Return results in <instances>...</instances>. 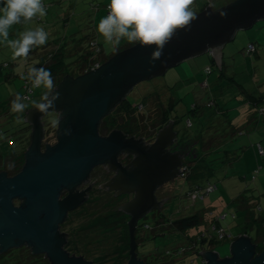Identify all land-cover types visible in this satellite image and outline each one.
<instances>
[{
  "label": "rangeland",
  "instance_id": "obj_1",
  "mask_svg": "<svg viewBox=\"0 0 264 264\" xmlns=\"http://www.w3.org/2000/svg\"><path fill=\"white\" fill-rule=\"evenodd\" d=\"M224 1L228 0H194L192 8L198 13L207 3L217 7L224 4ZM232 1L234 0H229ZM109 3L110 0H43L46 15L42 18L36 17L27 24L13 25L9 30V39H18L19 34L25 30L43 27L49 34L47 43L67 44V51L70 52L67 61L70 63L69 68L74 69L78 59L89 48V39L94 37L92 45L96 49H103L98 55L99 60L103 62L109 55L134 44L123 40L114 49L97 33L100 19L108 15ZM0 7H3V4H0ZM263 23L264 20H260L250 29L239 30L235 38L227 44L235 53L239 51L231 61L232 70H238L234 74L236 81H233V77L225 75L213 86L218 73L215 67L213 72L206 70V65L211 64L208 60L209 54L206 53L183 61L163 75L140 82L127 95L132 103L145 105L140 107L150 116V120L157 116L158 104L166 103L170 115L177 119L175 130L179 140H190V146L199 144L198 147L204 142V157L207 160L215 159L216 162L211 181L217 183L218 188L205 198L198 196L193 199L187 196L190 186L195 189V184L187 183L182 174L174 181H169L168 200L160 210L142 218L138 224L139 229L135 232L139 236L136 242L140 245L139 253L142 257L147 253L153 261V257H160L165 261L163 264H200V256L196 253L188 251L175 254L173 251L187 246V236L207 230L216 238L213 250L222 258L228 257L234 236L218 240V230L211 227V221L219 217L225 218L223 216L228 214L222 219L224 227L219 228L225 230L226 227L235 235L246 222L247 209H252L255 215L249 214L247 220L256 216L258 222L260 220L264 224V154L256 152L259 146L264 149V115H259L261 112L258 111L253 119L255 107L237 93L240 92L237 82H246L256 95L264 92V47L261 45L258 56L256 52H249L247 47L257 34L260 44L264 43V34H260L264 31V28H260ZM43 48L44 45L33 47L27 58L13 59L11 48L6 43H0V155L4 152L20 151L27 141L26 127L29 123H26L25 111L13 113L11 103L17 94L23 97L29 92V89L25 88V77L29 68L38 62L40 56L37 52L41 53ZM44 91L43 88L34 89L30 94L31 99L39 102ZM210 94L215 97L217 105H207ZM25 103V110L34 107L30 101ZM262 105L264 106V102ZM198 107L204 109V115L200 118L192 111H196ZM220 108L226 110L220 113ZM45 121L49 122V118H45ZM176 147L184 157L182 167L194 166L197 159L195 160V156H188L186 146L184 148L182 144ZM229 158H232L231 162L228 161ZM16 161L21 164L24 161V153L18 155ZM93 177L98 178L97 171L93 173ZM202 183L205 184L203 181ZM119 204L116 203L113 193L98 190L85 209L71 212L68 223L62 225L63 232L70 235L66 246L68 251L81 253L94 264H122L124 256L128 257L125 246L130 238L127 224L121 220L122 211ZM197 211L203 213L204 221L201 225L189 229L187 236L168 225H162L163 217L171 221ZM158 221L159 224L156 225ZM256 228L257 226H254L249 232L255 235ZM163 231L165 234H161ZM168 251L171 253L166 256ZM2 255L0 254V264H9L2 259ZM40 255L46 258L45 255ZM46 261L50 264L47 258Z\"/></svg>",
  "mask_w": 264,
  "mask_h": 264
},
{
  "label": "water",
  "instance_id": "obj_2",
  "mask_svg": "<svg viewBox=\"0 0 264 264\" xmlns=\"http://www.w3.org/2000/svg\"><path fill=\"white\" fill-rule=\"evenodd\" d=\"M260 20H264V0H234L218 9L208 5L196 14L190 29L177 31L160 60H150L154 47L137 43L98 68L77 77L65 76L53 90L60 94L55 110L48 112L60 113L57 141L44 151L42 118L48 113L28 109L25 120L31 133L24 165L13 176L0 172V254L27 246L34 255H45L50 264H94L65 248L67 235L62 225L84 199L82 194L73 193V188L87 180L96 166L110 163L113 171H119L109 182L111 189L136 193L121 207L130 216V257L125 264H147L136 251L135 232L142 218L160 208L157 188L182 174L181 157L166 151L178 141L175 122L171 120L159 131L151 146L141 139L127 138L120 130L103 136L100 122L137 84L163 75L185 60L213 51L222 69L221 49L239 30L250 29ZM124 151L136 155L132 170L119 162ZM64 189L70 193L62 197ZM16 199L22 203L17 205ZM230 249V256L224 258L213 249L202 251L200 256L204 264H264V249L258 252L257 243L248 234L234 239Z\"/></svg>",
  "mask_w": 264,
  "mask_h": 264
},
{
  "label": "trees",
  "instance_id": "obj_3",
  "mask_svg": "<svg viewBox=\"0 0 264 264\" xmlns=\"http://www.w3.org/2000/svg\"><path fill=\"white\" fill-rule=\"evenodd\" d=\"M208 3L205 5V8L207 7ZM203 8V10L205 9ZM94 37H91V43L87 51L78 59V62L76 63V66L74 69H70L67 61V57L69 56L70 52L68 50L67 44L65 42L62 43H46L44 45V48L41 53H38L39 60L36 64H34L32 67L35 68H45L51 72L53 81H54V89L56 86L63 80V78L67 75H71L74 77L80 76L84 74L85 72L90 71L95 63H104L108 61L112 56H114L116 53L122 51L119 50L114 54H111L108 56L106 60L101 62L98 58L99 53L103 52V49H96L92 44ZM137 43H134L130 45L129 47L135 45ZM255 45V43H252ZM94 50H92V47ZM256 46V45H255ZM40 47V46H39ZM79 48V46L77 47ZM126 49V48H125ZM124 50V49H123ZM212 64H214V61L209 65L210 72H213ZM223 71L220 72V77L223 76ZM219 75V74H218ZM218 77V76H217ZM41 100V98H40ZM150 100V99H149ZM148 100V101H149ZM262 100V99H261ZM140 105L145 106L142 104H134L132 103L128 98H124L120 103L116 105L115 108H113L110 112V114L104 118L100 125V131L101 132H112L114 129H120L123 132L127 133L131 137H140L142 139H154L153 137L158 134L159 131L164 129L167 125V123L172 119L170 116L169 110L167 109L166 103H159L157 106V116L154 118V120H150L148 118L149 115H147L145 110H142V107L140 108ZM208 106L217 105V101L213 94H210L209 100L207 102ZM26 111V110H25ZM194 115H199L204 112V109L201 110L199 107L195 111V109L192 110ZM26 113H24V116ZM204 115V114H203ZM150 117V116H149ZM142 118V119H141ZM113 129V130H111ZM30 132V131H29ZM146 136V137H145ZM29 137V139H28ZM149 137V138H148ZM27 140H30L29 133L27 134ZM47 140V139H46ZM27 143H29L27 141ZM209 143V142H208ZM26 144V143H25ZM204 142H201L200 147H198L199 144H193L191 148V154L195 156L196 162H194V166H188L184 165V171H183V178H185L186 182L190 184H195V189H192L190 186L188 190L187 196H189L190 191H197L199 194H202L207 185L212 184L215 186V190H217L218 186L217 183L212 182L213 174L215 173V159L214 160H207V158L204 157V154L202 152V147L204 146ZM261 145V144H260ZM189 147V148H190ZM260 148L263 149V147L259 146L258 154L263 155L260 153ZM196 151L197 153L195 154ZM264 151V149H263ZM200 155V156H199ZM199 156V159H198ZM228 156L233 157L232 154H228ZM223 159V158H222ZM232 158H229L231 162ZM17 169V168H16ZM201 181V182H200ZM203 182H205V186L203 185ZM185 182V183H186ZM232 184V183H231ZM204 187V188H202ZM214 190V191H215ZM207 195H205L203 198H205ZM239 197V196H238ZM237 197V198H238ZM252 212V213H251ZM214 213V212H213ZM249 214H254L252 209H247L246 214V222H244L243 227L240 231H238L235 235H232L226 227L224 228L227 232L223 238L219 237L218 234V240H223L226 238H233L236 239L239 236L243 234H248L252 237V240L257 243V251L260 252L264 249V224L262 222H258V218L256 216L250 217L247 220V217ZM220 215V214H219ZM228 214H226L227 217ZM255 215V214H254ZM163 217V216H162ZM225 217V218H226ZM235 218V215L232 216ZM162 225H168V227L173 228L175 231L184 233L185 236L186 232L189 229H192L194 227H197L202 224L204 221V215L202 212L197 211L194 212L188 216H183L174 220L165 219ZM223 218V219H225ZM211 227L214 228L215 224L217 223V227H221L222 225V218L219 217L218 219H215L211 221ZM127 224V223H125ZM159 224V221L156 223V225ZM163 225V227H164ZM128 226V224H127ZM254 226H257L256 234L252 235L249 230L252 229ZM162 227V228H163ZM166 227V226H165ZM224 227V226H223ZM215 229V228H214ZM161 234H165L164 231ZM139 238V236L136 234V240ZM188 238V244L187 246H183L178 248L177 250L173 251L175 254L180 253H186L188 251L192 253H196L200 256V253L206 249H213V245L215 243V239L210 235V230H207L206 232L199 233L194 236H187ZM233 239V240H234ZM262 242V244H260ZM127 249L129 247V243L125 246ZM171 252H166V256L170 254ZM139 257L144 259L147 264H163L165 261H162L160 257H153L155 261L152 260V257L149 258V256L146 254L145 257H142L140 254H138ZM124 256V255H122ZM7 257V258H5ZM2 259H5L6 262H9V264H48L46 261V258L44 259L41 255H34L31 252V249L27 246H22L19 248H13L12 250L3 253ZM1 259V260H2ZM128 257L124 256L122 264H125L127 262ZM203 258L200 256V264H202Z\"/></svg>",
  "mask_w": 264,
  "mask_h": 264
},
{
  "label": "clouds",
  "instance_id": "obj_4",
  "mask_svg": "<svg viewBox=\"0 0 264 264\" xmlns=\"http://www.w3.org/2000/svg\"><path fill=\"white\" fill-rule=\"evenodd\" d=\"M194 0H110L108 15L100 19L96 31L107 45L114 49L121 41L154 47L150 60H160L164 47L179 30L190 29L196 19L192 8ZM0 43L12 50L13 59L27 58L33 47L45 45L48 33L43 27L25 30L18 39H9V30L16 24H27L36 17H44L46 8L43 0H0ZM31 88H43L41 100L17 94L11 103L13 113H23L30 101L42 114L55 110L60 98L54 90L51 72L43 67H31L25 77ZM70 134V130L66 132Z\"/></svg>",
  "mask_w": 264,
  "mask_h": 264
},
{
  "label": "flooded vegetation",
  "instance_id": "obj_5",
  "mask_svg": "<svg viewBox=\"0 0 264 264\" xmlns=\"http://www.w3.org/2000/svg\"><path fill=\"white\" fill-rule=\"evenodd\" d=\"M33 108H36V107L34 106ZM108 115H106L104 118H106ZM47 117L49 118V122H46L45 121V118H47ZM59 117H60V113L50 112V113H48L47 115H45L42 118V121L45 124V137H44V140H43V151L45 150V148H46L47 145H54L56 143V141H57V130H58L59 122H60V118ZM102 120H101V122H102ZM171 120H173L175 122L174 131H176L175 129H176V124H177V119L175 117H172V119H170V121ZM170 121L167 123L166 127L169 126ZM101 122H100V125H101ZM100 125H99V130H100ZM28 126L26 127V129H27V132L26 133L27 134L29 133V136H30L31 127L30 126L28 127ZM111 130H113V129H111ZM114 130H120V129H114ZM120 131L124 135H126L127 138L141 139L146 146H151L155 142L156 136H157V135H155L153 137L154 139H152V140H150V139H142L140 137H135V136L134 137H131L127 133L123 132L122 130H120ZM100 133L103 136H106V135L110 134L111 132H108L107 133V132H104V131L103 132L100 131ZM176 137H177L178 141L177 142H173L170 145H168L166 147V151L169 152V153H171V154H178L181 157L182 164H183L184 163L183 162L184 161L183 154L181 153V151L176 146L177 145L184 144V148L186 146L187 150L189 151L188 156L189 155H192L191 152H190L191 149L189 148L190 147V140H188V141H186V140H184V141L179 140V138H178V132L176 134ZM25 138L27 139V135H26ZM28 139H29V137H28ZM27 141L29 143H27ZM27 141L25 142L26 144L23 145V147H22V149L20 151H16V152L14 151V152H8V153L7 152L1 153V155H0V172L1 171H7L10 176H13V175H15L16 173H18L21 170V168L23 167L24 162H25V151H26V149L28 148V146L30 144V140H27ZM22 153H24V161L20 164L16 160H17L18 155H20ZM135 158H136V155L135 154H128L125 151L124 152H121L119 154V157H118L119 162L124 167H128V170H132L134 168V166L132 165V162L134 161ZM189 160H192V159H189ZM180 169H182V168H180ZM95 171L98 172V178H94L93 177V173ZM118 172H119L118 170L113 171L111 169L110 163H105V164L96 166L93 169L91 175L89 176V178L87 180L83 181L80 185H78V186H76V187L73 188L72 192L73 193H80V194H82L83 197H84V199H83V202L75 210H73L71 212H76V211H79V210H83L86 206H88L90 204V199L94 195L95 191H98V190H102V191H105V192H111V193H113V197L116 200V203H120L119 204L120 205L119 208L122 207V205H124V204L128 203L129 201H131L135 197V195H136L135 192H131V193H129V192L119 193L118 190L116 191V190L111 189V185L109 184V182L110 181H114V178L116 177V175L118 174ZM178 177H180V175L176 176L171 181H174ZM102 179H104V181H102ZM168 184H169V182L161 185L155 191L156 198H157L158 202H160V208L159 209H155L154 208L149 213H154L157 210H160L164 206L166 200H168V196H169V192L167 191V185ZM69 193H70L69 190L64 189L62 191V197L67 196ZM15 202H16L17 205H19V204L22 203V200L16 199ZM121 216H122V219L121 220H124L128 224V221L130 220V216L128 214L124 213L123 211L121 213ZM121 216H119V217H121ZM127 227L129 229V226H127ZM138 229H139V227H137L136 230H138ZM129 238H130V234H129ZM68 242H69V235H67L66 246L68 245ZM66 246H65V248H66ZM139 246L140 245L137 243V249H136V251L138 252V254H140L139 253ZM69 252L71 254H75L77 256H83V254H81L79 252H76V251H69ZM127 254H128V259H129V257H130V239H129V247L127 249ZM128 259H127V261H128Z\"/></svg>",
  "mask_w": 264,
  "mask_h": 264
},
{
  "label": "crops",
  "instance_id": "obj_6",
  "mask_svg": "<svg viewBox=\"0 0 264 264\" xmlns=\"http://www.w3.org/2000/svg\"><path fill=\"white\" fill-rule=\"evenodd\" d=\"M224 4H219V6H217V7H215L214 5H212V4H210V6H212L213 7V9H218V8H220V7H223V6H225V5H227V4H229L230 2H229V0L226 2V1H224L223 2ZM208 6V5H207ZM203 8H205V6L204 7H202L201 9H200V12L203 10ZM199 13V12H198ZM197 14V13H196ZM260 28H264V23L263 24H261V26H260ZM261 35L262 34H264V31H261V33H260ZM259 34V35H260ZM252 43H255V45H256V50L254 51V52H256L257 54V56H258V54H259V49L261 48V45H263V47H264V43L262 42V44H260V42H259V37H258V34H257V37H255V39L253 38V40H251L250 41V43L248 44V45H250V44H252ZM248 47V46H247ZM246 48H244V50H245ZM244 50H242V52H244ZM221 52L223 53V55H222V59H221V63H222V69L218 66V64H217V62H216V59H215V57H214V54H213V51H211V52H209L208 54V56H209V58H208V60H210V63H212L213 61H214V64H212L213 66H212V68H214L215 67V69H216V71H217V73L219 74H217V80L214 82V84H213V86H215L219 81H220V79L223 77V76H225V75H227V76H229V77H233V81H236V77L234 76V74L235 73H237L238 72V70H236V68L234 69V70H232V63H231V61L234 59V55H238L239 54V51H237V53H235V51L233 50V49H231V47H229V45H225L222 49H221ZM245 53V52H244ZM212 60V61H211ZM209 65H211V64H207L206 65V68L209 66ZM232 66V67H231ZM221 71H223V76L222 77H220V72ZM229 71H231V73H229ZM238 83V85L240 86L239 87V89H240V92L242 93H240V92H237L238 94H240V96L241 97H245V99L249 102V103H251V106L253 107H255V108H253V119L255 118V116H256V114H258V111H260L261 112V114H259V115H264V106L262 105V103L264 102V92H261L260 94H258V95H256L255 94V92H253V91H251V89L249 88V86H248V84H246V82L245 83H241V82H237ZM224 93V92H223ZM262 99V100H261ZM227 105V104H226ZM229 105V104H228ZM226 109L225 108H220L219 109V111H220V113H223L224 111H225ZM27 111V110H26ZM26 111H25V113H26ZM238 112V111H237ZM203 115V113L202 114H200L199 113V118L201 117ZM25 117V116H24ZM198 118V119H199ZM245 121H246V119H244ZM229 125H231V123H229ZM256 152H258V151H256ZM255 152V156L258 158V155H257V153ZM228 161H230V160H228ZM232 183V182H231ZM233 184V183H232ZM236 201H237V199H236Z\"/></svg>",
  "mask_w": 264,
  "mask_h": 264
},
{
  "label": "built area",
  "instance_id": "obj_7",
  "mask_svg": "<svg viewBox=\"0 0 264 264\" xmlns=\"http://www.w3.org/2000/svg\"><path fill=\"white\" fill-rule=\"evenodd\" d=\"M107 6H108V5H107ZM255 50H256V46H255L254 44H250V45L248 46V51H249V52H254ZM102 64H103V63H99V62H97V63H95V65H94V67H93L92 69L98 68V67H100ZM92 69H91V70H92ZM206 70H207L208 72H210V68H209V67H207ZM25 88H26V89H29V92H27L25 96H30V94L32 93L33 89L31 88V83H30L27 79H26ZM30 97H31V96H30ZM0 137H1V131H0ZM263 152H264L263 149L260 148V153L263 154ZM182 169H183V171H184V167H182ZM183 171H182V175H183ZM214 190H215V186L212 185V184H209V185H207L205 191H204L202 194H199L197 191H190V192H189V196L192 197L193 199H196L198 196H200V197L203 198L205 195L210 194V193L213 192ZM223 217H226V216H223ZM222 219H223V218H222ZM214 228L218 230V234H219V237H220V238H223V237L225 236V234H226L225 230L220 229L219 226L217 227V223L215 224ZM204 263H205V261L203 260V261H202V264H204Z\"/></svg>",
  "mask_w": 264,
  "mask_h": 264
}]
</instances>
